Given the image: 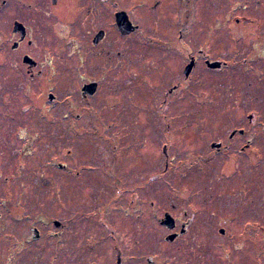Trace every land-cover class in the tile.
I'll return each instance as SVG.
<instances>
[{"label": "rangeland", "instance_id": "374dc122", "mask_svg": "<svg viewBox=\"0 0 264 264\" xmlns=\"http://www.w3.org/2000/svg\"><path fill=\"white\" fill-rule=\"evenodd\" d=\"M116 2L122 9H133L131 0ZM77 4L73 0L61 23L54 18L45 22L54 57L51 71L41 65L37 69L42 77L30 81L19 59L14 70L6 65L10 75L0 74V82L5 80L0 99L6 94L15 101L11 110L0 106V264H13L18 250L22 249L19 256H32L43 248L40 261L60 264L62 241L66 249L79 250L75 259L80 264H87L93 256L99 264H192L189 235L166 241L173 233L159 224L166 214L177 216L175 232L188 218L196 217L194 225L209 219L211 235L200 241L208 253L206 264H264V77L253 72L249 77L239 73L224 79L199 65L192 79L197 86L187 88L189 82L175 76L181 70V57L156 48H147L142 58L137 47L123 62L108 67L107 62L93 57L100 47L91 44L94 31L86 34L80 30ZM97 10L100 28L111 29V10L101 4ZM157 10L161 13L155 17H146V12L143 17L138 11L131 17L154 41L174 39L176 33L163 26L174 18V0H163ZM164 14L170 22L163 20ZM203 17H199L201 25L213 19ZM67 24L73 25L68 33H59L58 27ZM237 29L221 32V36L212 34L211 42L202 33L193 34V40L210 42V58L219 59L221 51L224 56L234 50V45H226L237 34L248 33ZM112 30L104 44L114 50L128 47L127 41L140 44L142 40L133 35L122 41ZM75 44L83 52L80 70ZM246 51L250 56L251 49ZM76 68L81 77L75 82L70 74ZM129 78L136 80L138 88L126 84L131 82ZM91 80L99 88L92 97L82 99L79 89ZM224 81L239 87L241 83L242 90H255L256 128L245 122L252 108L234 105L229 97L225 100L231 90L222 86ZM178 84V92L163 104L165 94ZM53 86L62 101L70 96L62 109L46 104L47 90ZM155 88L163 93L156 94ZM74 120L77 124L70 127L68 122ZM233 125L245 131L236 140L237 149L252 135L257 148L233 157L213 151L210 145H224ZM64 134L66 144L61 139ZM61 165L71 169L62 170ZM248 187L250 191L242 199ZM122 218L125 223L118 222ZM54 220L67 224L62 238ZM122 227L124 236H120ZM35 228L40 233L37 241L33 239ZM87 244L93 245L92 251L86 249L90 248ZM195 260L194 264H202L197 262L199 257Z\"/></svg>", "mask_w": 264, "mask_h": 264}, {"label": "flooded vegetation", "instance_id": "af4514ba", "mask_svg": "<svg viewBox=\"0 0 264 264\" xmlns=\"http://www.w3.org/2000/svg\"><path fill=\"white\" fill-rule=\"evenodd\" d=\"M128 1L130 2V0ZM72 2L73 0H0V64L2 66V71L0 72V74L10 75L8 72L10 68H8V66L6 65L9 64L12 70H14L16 69V65L19 64V59L22 64L21 67L24 71L23 74L30 81H32L37 75L39 77H42L41 71L37 69L41 65H46L51 71V65L54 57L50 55V47L48 43L47 33L45 31V22L48 19L54 18L61 23V16H63L70 10ZM77 2V6L79 9L78 21L80 30L86 34L94 31V34L91 36V44L94 48H97L99 46L100 49L97 50L96 53H93V57L96 58L97 61L99 60L102 62V60H104V63L107 62V66L108 64H110V67H114L116 65L115 63H118V61L123 62L135 52L137 47L140 49L142 58L146 57L147 48H156L159 49L156 51H159L161 53L167 55L174 54L181 57L180 69L182 71L179 70L177 73H175V76H177V78L179 77V80H183V82H189L187 83V88L192 86V89H194L197 86L195 81L193 82L192 79L196 74H198L196 71L199 65L205 67L207 69L205 71L218 72L222 77H224V79L231 78L236 74L238 76L239 73L243 74V76L245 75L249 77L252 76L251 73L253 72L257 77H259L260 75L261 77H264V72L261 70L264 67V0H174V18H172L171 16V24H163V26L165 29L171 28L172 34L174 31L176 33V36L172 40L170 39L159 41H154L152 38L147 36L145 31L143 30V26L137 24V22L133 20V18L131 17V13L133 11H138L137 9L140 8L141 10L138 11V13L142 16L143 12H146V17H150V15L153 17L158 16L161 11L157 9L162 7L163 0H131V7L133 9L129 8L128 10L120 8L116 0H77ZM100 4L105 5L111 10V13L109 15L110 23L108 24L111 29L106 26H103L102 28H100L99 26V22L101 21H99L97 17V8ZM120 13H123L121 14L123 15V19L125 17V19L127 20L129 28L127 29V33H122L118 26ZM165 15L166 14H164L163 20L170 22L169 18L165 19ZM203 16H210L213 19L201 25L199 17ZM104 17L105 16L103 15L101 19H104ZM72 26L73 25L71 24L60 26L58 27V32L67 34V29H71ZM112 28L115 30L114 32L117 33L118 38H120L119 40L123 41V39L129 38L133 35L134 37L137 35L140 36L142 40L140 41V44L134 40L132 43L127 41L126 44L128 45V47L123 46L122 48H119V50H114L111 45L107 43L104 44L106 38L109 37ZM236 28H238L237 32L238 30L247 29L245 31L248 33L242 36H239V34H237L235 36V40L227 43L226 46L229 47L231 45H234V50L230 52V54L225 53L223 56L221 51L218 57L219 59H211L208 50L209 44L211 42V35L218 33L221 36V32L231 31ZM193 34L203 35L204 39L207 38L210 42L195 41L193 40ZM75 46L78 49L77 52L75 50V58L76 62H78L77 68L78 70H80V66L83 63V52L80 51L82 47L78 46V44H75ZM247 47L251 49L250 56L247 55ZM39 56L43 57V62H38ZM211 64H213L214 67H211ZM248 64L251 65L247 66ZM255 64H257L256 69L258 71H253ZM117 65H121V63ZM188 66L190 67V70L188 71V73H186ZM77 68L74 74H70L72 78L75 77L74 79H72L75 82L78 80V78L81 77V74L77 73ZM54 70L55 68L53 66V71ZM259 71L261 72L260 74ZM180 73H182V77L180 76ZM130 80L131 82H127L126 84H135V88H138V86L136 85V80L134 78H129V81ZM4 81L0 82V94L4 91ZM138 83L140 84V82ZM43 84H46L44 80ZM89 85H94V92L92 94H89L86 91V88ZM236 85L237 88H235ZM222 86H225V88L229 87L231 90V92L225 94L226 101L229 97L230 99L234 100V105H245L246 110L252 108L249 112H247H251L252 114H248L246 116L245 122L247 123V127L256 128L258 126V110L255 109L256 106L253 107V105L258 103V97L255 94V90H253L252 87H250V89L245 88V90H242L241 83L239 87L238 83L233 86L232 84H228L225 81L224 83H222ZM98 88V82L95 80H91L81 85L79 94L82 99H86L88 96L92 97L96 93ZM179 88V84L173 85L172 88L169 89L165 94L167 99L163 101V104H166L168 99L172 97L171 95L174 94ZM54 92H56V88H54V86L53 88H48L46 94V104L51 109L55 107L62 109V107L65 106V103L68 102L70 96L65 95L64 100L62 101L61 97L54 94ZM160 92L161 90H159V93ZM155 93L159 94L157 88H155ZM161 93H163V91ZM205 102H207V100H204V103ZM14 103L15 101L12 99H8V95L6 94H3L0 99V106L6 110L13 109ZM73 106L74 105L71 103V107ZM206 106H209V104L205 105V108L200 112H205L207 110ZM189 109L193 111L194 106L191 104ZM187 111L191 112L188 110V107ZM10 117L12 119L14 118L12 114H10ZM74 121L75 122L73 123L68 122L70 127L74 124H77L78 121ZM232 123L239 125L242 122L234 121ZM11 125L13 126V122H11ZM60 127L62 126L60 125ZM244 134L245 131L242 128L235 126L234 129L229 133L228 141L224 145L221 143H215L211 144L210 146L213 151H215L216 153L219 152V154H228L231 157L235 155H245L249 149H256L257 145L254 144V137L252 135L251 140L246 139L245 142H243L242 145L238 146L237 149V146L235 145L236 140L237 138H239V136L241 137ZM61 139L65 144L67 143L65 134L64 136L61 135ZM68 150L69 152L72 151L71 145ZM76 150L77 148L74 147L73 151ZM59 167L62 170L71 169L70 166L66 167L65 165H61ZM24 180L25 176L23 175V180L21 182H23ZM249 189L250 187H248L247 191L243 192V195H241L242 199L246 198L247 194L250 191ZM210 197L212 196L210 195ZM236 197L238 199V196ZM172 209L173 212L177 211L174 206H172ZM175 214L177 215L178 213ZM138 216L136 215L133 218H136ZM164 216L165 215H163V218L159 220V224L162 228L173 232L170 233L171 235H175L173 241L178 238H182L184 235H189L191 246H189V257L192 261V264L195 263L193 262V260L198 257L200 258V260L197 261L198 263L202 261V264H206V260L204 257L207 256L208 253L205 250L204 245H202L200 241L205 240L209 237V235H211V224L209 219L205 217L200 222L197 221L198 225H194L192 224V222L196 217H193V219L188 218L186 222H181L179 231L175 232L177 230L178 223V218H176L177 216L175 218L172 217L174 221V226L172 229H169L168 227L162 225ZM103 219L105 220V217H103L102 220ZM118 222L125 223L124 218L120 219ZM55 223H57L58 225L56 226ZM52 224L54 227L61 229V233L59 236L62 238L64 232L66 231L67 224H62L56 220H54ZM103 224L106 225L105 222H103ZM73 230L77 231L75 228ZM122 230H124L123 227ZM125 232V230L121 232L120 236H124ZM223 232L224 229L218 230V233L220 235L221 233L223 234ZM33 236V239H36L35 241L39 240L40 233L38 228L34 229ZM92 239L97 241V239ZM63 243L64 242L62 241L61 250H59L58 252V255L60 256V264H80V262L75 259V257L77 256L75 253L79 250L66 249L65 246L63 247ZM87 245L90 248L86 249L92 251L91 248L93 245ZM45 249L46 248H43L39 253L32 254V256H19L18 253L22 249L18 250L16 252V256L14 257L13 264H46V261L43 262L39 259L40 256H43L42 253H44ZM24 254H27V252ZM87 264H99L97 256H93L92 260L90 259V257H88Z\"/></svg>", "mask_w": 264, "mask_h": 264}, {"label": "water", "instance_id": "95a60500", "mask_svg": "<svg viewBox=\"0 0 264 264\" xmlns=\"http://www.w3.org/2000/svg\"><path fill=\"white\" fill-rule=\"evenodd\" d=\"M121 14H123V13H120V15H119L118 26H119L120 31H121L122 33H127V31H128L127 29H129V28H128V23H127V20L125 19V17H124V19H123V17H122L123 15H121ZM210 66H211V67H214L213 64H211ZM189 70H190V67L188 66V68H187V70H186V73H188ZM86 91H87L89 94H92V93L94 92V85H89V86L86 88ZM217 146H218V145H217ZM55 225L57 226L58 224L55 223ZM162 225L168 227L169 229H172L173 226H174V221H173L172 217H171L170 215H167V214H166V215L164 216V220L162 221ZM174 237H175V235H169V236H167L165 239H166V241H168V242H172L173 239H174Z\"/></svg>", "mask_w": 264, "mask_h": 264}]
</instances>
